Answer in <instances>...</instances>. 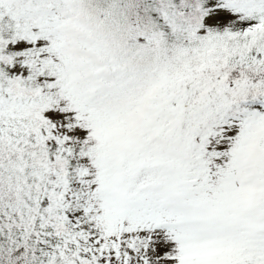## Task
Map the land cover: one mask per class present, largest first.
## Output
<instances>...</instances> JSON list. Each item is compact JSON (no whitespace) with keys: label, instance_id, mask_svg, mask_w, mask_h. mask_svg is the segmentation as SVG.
<instances>
[{"label":"snow or ice","instance_id":"obj_1","mask_svg":"<svg viewBox=\"0 0 264 264\" xmlns=\"http://www.w3.org/2000/svg\"><path fill=\"white\" fill-rule=\"evenodd\" d=\"M0 264H264V0H0Z\"/></svg>","mask_w":264,"mask_h":264}]
</instances>
